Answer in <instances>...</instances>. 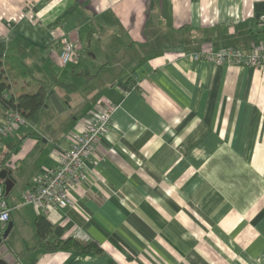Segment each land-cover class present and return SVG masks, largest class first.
<instances>
[{"label": "crops", "instance_id": "obj_1", "mask_svg": "<svg viewBox=\"0 0 264 264\" xmlns=\"http://www.w3.org/2000/svg\"><path fill=\"white\" fill-rule=\"evenodd\" d=\"M263 14L264 0H0V57L47 90L38 120L0 150V171L15 180L1 244L17 264H264V68L193 59L209 47L264 48ZM69 27L78 58L62 65ZM105 103L116 108L90 190L46 215L62 239L102 253L43 251L41 214L23 192Z\"/></svg>", "mask_w": 264, "mask_h": 264}, {"label": "built area", "instance_id": "obj_2", "mask_svg": "<svg viewBox=\"0 0 264 264\" xmlns=\"http://www.w3.org/2000/svg\"><path fill=\"white\" fill-rule=\"evenodd\" d=\"M257 24L264 28V14ZM60 51L58 60L65 65L78 58L79 31L69 27L59 39ZM195 61H210L217 65L264 68V48H228L214 50L209 47L193 55ZM2 108V107H0ZM114 104L105 103L98 114L91 120L81 122L71 131V145L56 157L55 163L41 168L38 182L25 190L22 204L35 205L40 214L45 216L52 208H70L76 204L71 192L77 187H85V192L93 184V170L90 164L98 160V147L111 125L110 118L115 110ZM0 116V150L3 138L13 133L16 126H23L26 121L15 111L2 108ZM13 209L5 198L4 189L0 186V240L10 220Z\"/></svg>", "mask_w": 264, "mask_h": 264}, {"label": "trees", "instance_id": "obj_3", "mask_svg": "<svg viewBox=\"0 0 264 264\" xmlns=\"http://www.w3.org/2000/svg\"><path fill=\"white\" fill-rule=\"evenodd\" d=\"M46 93V85L42 79L28 70L16 73L7 68L5 60L0 57V107L18 112L26 122L34 123L38 120L40 110L45 106ZM20 144L21 141L4 154L3 163L9 161L11 156L17 153ZM34 233L38 248L46 252L63 250L83 256L102 253V249L96 242L72 237L62 239L63 229L49 223L43 215L36 219ZM4 242L5 239H1L0 245Z\"/></svg>", "mask_w": 264, "mask_h": 264}, {"label": "water", "instance_id": "obj_4", "mask_svg": "<svg viewBox=\"0 0 264 264\" xmlns=\"http://www.w3.org/2000/svg\"><path fill=\"white\" fill-rule=\"evenodd\" d=\"M51 100L58 111L62 110L61 103L55 95L51 96ZM0 181L3 183L5 192L8 193L14 185L15 180L10 176L9 170L3 169L0 171ZM12 224L9 222L5 232L2 235L3 239H6ZM18 259L9 251V248L5 244L0 245V264H17Z\"/></svg>", "mask_w": 264, "mask_h": 264}, {"label": "rangeland", "instance_id": "obj_5", "mask_svg": "<svg viewBox=\"0 0 264 264\" xmlns=\"http://www.w3.org/2000/svg\"><path fill=\"white\" fill-rule=\"evenodd\" d=\"M51 96H52V95H51ZM51 96H50V97H51Z\"/></svg>", "mask_w": 264, "mask_h": 264}]
</instances>
